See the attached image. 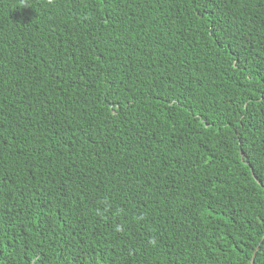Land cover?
I'll use <instances>...</instances> for the list:
<instances>
[{
  "label": "trees",
  "instance_id": "1",
  "mask_svg": "<svg viewBox=\"0 0 264 264\" xmlns=\"http://www.w3.org/2000/svg\"><path fill=\"white\" fill-rule=\"evenodd\" d=\"M0 0V264H264V0Z\"/></svg>",
  "mask_w": 264,
  "mask_h": 264
},
{
  "label": "clouds",
  "instance_id": "2",
  "mask_svg": "<svg viewBox=\"0 0 264 264\" xmlns=\"http://www.w3.org/2000/svg\"><path fill=\"white\" fill-rule=\"evenodd\" d=\"M48 5L54 4L55 0H45ZM21 7H27L25 0H21Z\"/></svg>",
  "mask_w": 264,
  "mask_h": 264
},
{
  "label": "water",
  "instance_id": "3",
  "mask_svg": "<svg viewBox=\"0 0 264 264\" xmlns=\"http://www.w3.org/2000/svg\"><path fill=\"white\" fill-rule=\"evenodd\" d=\"M253 258H254V256L251 257V261H250L251 264H253Z\"/></svg>",
  "mask_w": 264,
  "mask_h": 264
}]
</instances>
